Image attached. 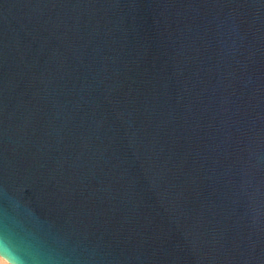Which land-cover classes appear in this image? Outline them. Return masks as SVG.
Masks as SVG:
<instances>
[{
  "label": "water",
  "instance_id": "95a60500",
  "mask_svg": "<svg viewBox=\"0 0 264 264\" xmlns=\"http://www.w3.org/2000/svg\"><path fill=\"white\" fill-rule=\"evenodd\" d=\"M0 256L264 264V0H0Z\"/></svg>",
  "mask_w": 264,
  "mask_h": 264
},
{
  "label": "crops",
  "instance_id": "0c3cea01",
  "mask_svg": "<svg viewBox=\"0 0 264 264\" xmlns=\"http://www.w3.org/2000/svg\"><path fill=\"white\" fill-rule=\"evenodd\" d=\"M0 264H9V263L0 256Z\"/></svg>",
  "mask_w": 264,
  "mask_h": 264
}]
</instances>
